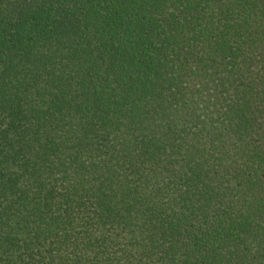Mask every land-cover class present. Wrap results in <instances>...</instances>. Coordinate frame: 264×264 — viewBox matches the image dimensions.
Returning a JSON list of instances; mask_svg holds the SVG:
<instances>
[{"label":"trees","instance_id":"obj_1","mask_svg":"<svg viewBox=\"0 0 264 264\" xmlns=\"http://www.w3.org/2000/svg\"><path fill=\"white\" fill-rule=\"evenodd\" d=\"M0 264H264V0H0Z\"/></svg>","mask_w":264,"mask_h":264}]
</instances>
